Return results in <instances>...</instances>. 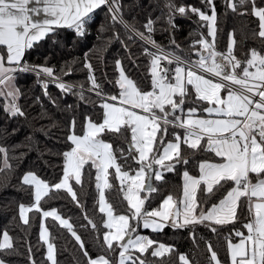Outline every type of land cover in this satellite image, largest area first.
Instances as JSON below:
<instances>
[{"label":"snow or ice","instance_id":"obj_1","mask_svg":"<svg viewBox=\"0 0 264 264\" xmlns=\"http://www.w3.org/2000/svg\"><path fill=\"white\" fill-rule=\"evenodd\" d=\"M202 3L208 12L163 0L162 15L166 14L170 27H175L177 15L191 13L198 18L199 27L207 29L206 35L198 33L199 39L190 45L191 56L197 57L193 60L156 42L151 17L143 24V31L126 20L122 0H0V98L9 118L26 116L18 102L23 95L18 73H35L50 100L47 89L51 83L62 93L85 101L84 85L74 91L77 86L63 79L71 75V65L65 63L57 73L47 63L25 62V55L46 39L58 43L61 30L84 37L97 10L106 9L108 23L101 26V32L112 31V39L127 49L119 34L122 28L127 40L145 45L143 51L149 57L146 79L150 80V90L127 75L117 59L115 86L119 92L113 95L102 92L86 54L87 92L100 98L102 118L97 122L85 117L82 135L77 134V122L72 120L67 138L72 147L62 153L63 174L58 182L50 184L32 171L20 179L21 190L32 202L19 203V222L31 228L35 217L29 213L39 214V240L46 246L48 264H58L55 237L46 223L49 218L72 236L86 264H177V255L179 264H191L187 255L178 254L173 246L140 235L139 225L154 233L166 227L189 229L194 239L197 225L217 236L231 225L229 237H225L227 259L221 260L208 244L209 264H264V50L252 48L244 59L239 58L234 32L228 35L226 50H219L221 18L214 0ZM225 5L233 14L255 17L258 30L252 35L264 44V0H225ZM170 43L175 45V40ZM186 104L193 106L185 110ZM169 126L182 129L183 136L174 134V141L165 142ZM105 136L121 140L126 148L114 147ZM198 154L208 157L198 162L199 174L185 170L179 194L170 192L158 207L149 210L151 194L159 191L151 178L163 181L164 172H175L177 165L189 164L190 157ZM9 159L8 149L0 145V174L11 172ZM88 182H94L96 207L105 230L102 254L95 258L70 218H64L56 208L44 209L50 200L63 198L61 192L83 207L75 186L84 192ZM84 218L93 231H100L92 218ZM18 239L7 229L0 232V253L19 254ZM27 250L31 264H35L30 245ZM0 264L7 262L0 258Z\"/></svg>","mask_w":264,"mask_h":264},{"label":"trees","instance_id":"obj_2","mask_svg":"<svg viewBox=\"0 0 264 264\" xmlns=\"http://www.w3.org/2000/svg\"><path fill=\"white\" fill-rule=\"evenodd\" d=\"M122 3L126 20L135 23L136 27L143 31V24L151 17L155 21L156 28L153 38L166 50L174 51L179 55L191 56L190 45L194 40L199 39L198 33L207 34V29L200 28L198 18L191 13L188 16L177 15L174 18L175 27H170L166 14L162 15L163 0H122ZM176 3L208 12V7L202 3V0H176ZM214 3L221 18L220 34L217 41L219 50H226L230 32H234L238 42L235 54L239 58L244 59L252 48L264 50V44L259 38L252 35L253 30H258V22L255 17L239 16L230 10L226 11L225 0H214ZM257 3H260V0H257ZM107 23L106 9L97 10L90 24L86 26L84 37H76L71 30H61L57 38L58 43L54 44L52 39H46L39 42L25 55V62L32 65L47 63V66L54 67L57 73L65 66V63L71 65L73 68L71 75L64 76L63 79L77 86L74 91L79 90V85L83 84L85 101H81L76 95L62 93L51 83L47 89L52 98L50 100L48 96H45L42 83L35 73L17 74V84L23 92L18 102L26 113L25 117L9 118L3 110L4 100L0 98V145L8 149L9 162L13 166L11 172L0 174V232L7 229L14 238H19L17 243L19 254L4 255L0 253V258L7 264H31L27 250L29 245L35 264H48L45 260L46 247L39 240V214L29 213L30 217H35L31 228H27L19 222L17 215L19 203L29 204L32 202V197L21 190L20 179L26 172L32 171L50 184L58 182L63 174L62 153L71 148V143L67 138L71 134L72 120H76V132L81 135L85 117H90L97 122L102 118V109L98 106L100 98L94 93L87 92L90 84L87 79L88 70L83 67L85 55L87 54L90 63L94 66V75L102 92L113 95L119 92L115 86L119 75L115 68L117 59L122 61L127 75L150 90V80L146 79L149 57L144 54L145 45L139 40H127L124 30L120 28L119 34L127 43L126 49L119 41L112 39V31H100L101 26ZM173 39L175 45L170 43ZM176 45H179V48H176ZM197 47L199 46L197 45ZM191 59H197V57L191 56ZM191 106L193 105L186 104L185 110ZM182 132V129L169 126L165 142L174 140V134L182 136ZM104 139L113 143L116 148L122 146L126 148L121 140L113 139L110 136H105ZM116 155L119 157V152ZM206 158L208 157L203 154L190 157L189 164L181 163L176 166L175 172H164L163 181L157 182L153 177L152 185L159 191L151 194L149 210L158 207L162 198L170 192L179 194L182 173L188 170L190 174L198 175V162ZM118 162L123 163L122 160H118ZM133 166L135 167V165ZM109 171L114 175L112 169ZM113 183L116 188H119L115 180ZM75 188L79 193L83 207H77L70 197L61 192L59 195L63 198L50 200L44 204V209L56 208L64 218H70V223L82 237L86 250L92 258H95L102 254V233L105 230L101 225L102 214L96 207L97 193L94 182H88L84 192H79V186H75ZM110 199L115 202L114 196H110ZM208 206L210 205L205 207ZM123 207H126V202L121 210ZM85 215L92 218L100 227L99 232L91 229L84 218ZM46 223L50 229L51 237H55L53 242L57 246L58 264H77L78 261L79 264H86V258L83 257L79 245L76 244L72 236L51 218ZM236 227L242 229L241 225ZM231 229V225L225 226L221 229V234L217 236L209 228L197 225L194 229V239L189 229L166 227L163 231L154 233L150 229L142 228L141 225L137 228L139 234L173 246L178 254H186L191 264H209L208 244L213 246L221 260H226L225 237H229ZM244 231L246 234V230ZM149 259L153 258L149 257ZM176 260L179 264L178 255Z\"/></svg>","mask_w":264,"mask_h":264},{"label":"crops","instance_id":"obj_3","mask_svg":"<svg viewBox=\"0 0 264 264\" xmlns=\"http://www.w3.org/2000/svg\"><path fill=\"white\" fill-rule=\"evenodd\" d=\"M183 174V173H182ZM199 174V173H198ZM181 184H182V175H181ZM141 227H142V225H141ZM143 228V227H142ZM140 235H143V234H140ZM143 236H146V235H143ZM146 237H148V236H146ZM149 238V237H148Z\"/></svg>","mask_w":264,"mask_h":264},{"label":"rangeland","instance_id":"obj_4","mask_svg":"<svg viewBox=\"0 0 264 264\" xmlns=\"http://www.w3.org/2000/svg\"><path fill=\"white\" fill-rule=\"evenodd\" d=\"M178 129H179V128H178ZM82 134H83V133H82ZM82 134H81V135H82ZM182 136H183V132H182ZM172 141H174V140H172ZM71 147H72V145H71ZM70 149H71V148H70ZM70 149H69V150H70ZM113 172H114V170H113ZM118 185H119V184H118ZM39 231H40V229H39ZM45 247H46V246H45Z\"/></svg>","mask_w":264,"mask_h":264},{"label":"water","instance_id":"obj_5","mask_svg":"<svg viewBox=\"0 0 264 264\" xmlns=\"http://www.w3.org/2000/svg\"><path fill=\"white\" fill-rule=\"evenodd\" d=\"M153 178V177H152ZM152 178H151V184H152Z\"/></svg>","mask_w":264,"mask_h":264},{"label":"built area","instance_id":"obj_6","mask_svg":"<svg viewBox=\"0 0 264 264\" xmlns=\"http://www.w3.org/2000/svg\"><path fill=\"white\" fill-rule=\"evenodd\" d=\"M194 60V59H193Z\"/></svg>","mask_w":264,"mask_h":264}]
</instances>
